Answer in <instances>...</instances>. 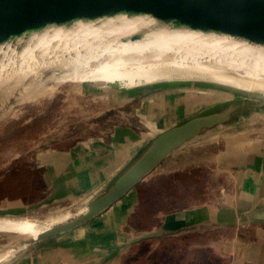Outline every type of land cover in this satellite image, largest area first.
<instances>
[{
    "label": "rangeland",
    "instance_id": "obj_1",
    "mask_svg": "<svg viewBox=\"0 0 264 264\" xmlns=\"http://www.w3.org/2000/svg\"><path fill=\"white\" fill-rule=\"evenodd\" d=\"M147 33L145 40L160 42L158 45L165 47V57L169 60H185L177 63L180 68L171 72L167 67L157 70L177 76L204 78L168 81L195 83L206 90L199 95L205 106L195 111V117L222 111L229 104L235 108L225 122L202 128L199 135L175 149L171 156L117 200V206L125 195V199L135 196L138 202L136 214L129 220L135 237L142 235L141 232L150 228L152 221L160 219L167 211L226 201V190H236L234 180L237 176L236 173L231 176L218 162H213L209 150L218 149L216 151L220 152L236 141H251L256 146L264 136V90L260 86L264 80L240 75V67L245 66L252 55L229 48L249 49L264 56L263 47L232 40H213L220 45L174 36L152 39L148 35L158 33ZM140 37L117 40L112 48L121 50L116 53L120 56L115 57L114 52H108L105 62L84 71L80 79L58 84L54 91L48 90L46 85L49 81L45 78L33 81V87L28 90L24 89L25 82L11 93H8L9 89L0 87V219L28 218L42 222L55 218L95 200L113 184L114 181L106 183V186L91 191L89 196L43 204L40 182L34 180L40 173L35 168V156L40 150L79 142L116 122H132V118L137 117V100L147 96L137 91L143 85L116 95L113 89L108 90L102 83L89 81L137 79L139 74L152 71L144 68L141 62L144 56L139 52L144 42ZM128 54L132 55L131 65L122 60ZM226 54L229 56V69L218 66L216 62ZM211 66H215L210 69L212 71L208 70ZM241 158L239 155L233 159L240 161ZM228 182L233 183H230V188H227ZM146 207L153 208V214H145ZM214 231L206 227L201 235L194 236L191 232L186 241H183V236L175 234L168 237L145 231L146 237L131 241L120 252L115 264H228L226 250L230 247L212 246L210 242L211 238H215L213 241L224 239L226 230ZM42 233L31 238L19 231L0 230V264H37L44 248L63 244L68 238L66 231L44 238L39 237ZM195 238L198 240L193 241Z\"/></svg>",
    "mask_w": 264,
    "mask_h": 264
},
{
    "label": "crops",
    "instance_id": "obj_2",
    "mask_svg": "<svg viewBox=\"0 0 264 264\" xmlns=\"http://www.w3.org/2000/svg\"><path fill=\"white\" fill-rule=\"evenodd\" d=\"M165 67L170 72L180 68L171 61ZM138 76L137 79L130 77L124 81L109 78L89 81L102 83L108 90L113 89L116 95L143 85L137 91L147 96L137 100V117L132 118V122H116L79 142L61 144L36 154L35 168L40 173L34 180L40 182L41 203L89 196L91 191L115 181L158 135L195 117V111L205 106L199 95L206 90L198 84L168 82L178 79L192 81V78L200 76H177L157 69ZM216 150H209L213 162H218L231 176L232 173L237 176L234 180L236 190H226L224 204L210 203L167 211L160 219L152 221L145 231L168 237L175 234L183 236V241H186L191 232L194 236L201 235L206 227L216 232L224 229V239L213 241L215 238H211L210 242L212 246L231 248L226 250L228 264H264V136L256 146L251 141H236L220 152ZM239 155H242L240 161L233 159ZM230 183L227 188H230ZM125 197L119 206L115 205L116 201L95 217L67 230L66 242L44 248L37 264L117 263L120 252L131 241L141 240L147 234L144 230H139L143 233L140 236L132 234L129 220L136 214L138 202L135 196ZM145 214H153V208L146 207Z\"/></svg>",
    "mask_w": 264,
    "mask_h": 264
},
{
    "label": "bare ground",
    "instance_id": "obj_3",
    "mask_svg": "<svg viewBox=\"0 0 264 264\" xmlns=\"http://www.w3.org/2000/svg\"><path fill=\"white\" fill-rule=\"evenodd\" d=\"M150 31L158 33L153 36L148 35L152 39L159 36H174L220 45L222 44L213 40H232L264 48L262 44L249 42L242 38L215 31L192 29L175 20H160L150 14L117 13L94 19H78L69 24L46 25L39 30L24 32L0 43V87L9 89L8 93H11L13 90H17L21 82H25L24 89L28 90L33 87L31 85L33 81L37 82L38 79L45 78L49 81V84L46 85L48 90L54 91L58 84L80 79L84 71L105 62L108 52H114L115 57L120 56L116 53L121 50L112 48L117 40H130L139 36H142L140 39L146 47L142 46L139 52L144 56L141 61L145 65L144 68L161 69L167 66L170 61L176 64L185 62L181 59H179L180 61L172 59L169 61L165 57V47L158 45L160 42L145 40V33ZM229 48L252 55L251 60H247L245 66L240 67L238 72L240 75L264 80V56L249 49L233 46ZM147 53L150 55L147 56ZM152 56L154 58L148 60ZM131 57L132 55L128 54L126 57L123 56L122 60L125 64L131 65ZM228 57L226 54L220 56V59L217 58L218 66L229 69ZM190 64L193 66L192 62ZM214 68L215 66H211L208 70ZM260 86L264 90V83ZM90 204L91 201L72 212L62 213L42 222L28 218L0 219V230L19 231L22 235L34 238L55 226L81 218L90 210Z\"/></svg>",
    "mask_w": 264,
    "mask_h": 264
},
{
    "label": "water",
    "instance_id": "obj_4",
    "mask_svg": "<svg viewBox=\"0 0 264 264\" xmlns=\"http://www.w3.org/2000/svg\"><path fill=\"white\" fill-rule=\"evenodd\" d=\"M117 13L150 14L192 29L220 32L264 45V0H0V43L46 25L69 24L78 19ZM229 105L222 111L193 117L158 135L104 194L91 201L90 210L84 216L55 226L39 237L72 229L107 209L166 155L199 135L202 128L225 122L235 108Z\"/></svg>",
    "mask_w": 264,
    "mask_h": 264
}]
</instances>
